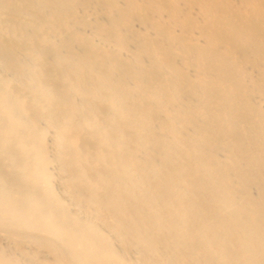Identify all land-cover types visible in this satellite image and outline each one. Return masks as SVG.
I'll return each instance as SVG.
<instances>
[{"label":"bare ground","instance_id":"1","mask_svg":"<svg viewBox=\"0 0 264 264\" xmlns=\"http://www.w3.org/2000/svg\"><path fill=\"white\" fill-rule=\"evenodd\" d=\"M0 264H264V0H0Z\"/></svg>","mask_w":264,"mask_h":264}]
</instances>
